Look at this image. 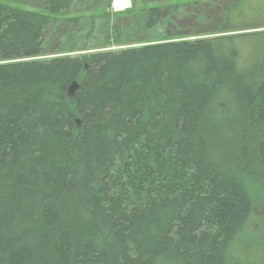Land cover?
<instances>
[{
    "label": "trees",
    "instance_id": "obj_1",
    "mask_svg": "<svg viewBox=\"0 0 264 264\" xmlns=\"http://www.w3.org/2000/svg\"><path fill=\"white\" fill-rule=\"evenodd\" d=\"M22 1L0 0V264H227L264 190V52L239 48L264 21L229 29L233 0L208 38L169 30L201 0L114 25L89 8L110 0ZM84 7L99 29L52 18Z\"/></svg>",
    "mask_w": 264,
    "mask_h": 264
},
{
    "label": "rangeland",
    "instance_id": "obj_2",
    "mask_svg": "<svg viewBox=\"0 0 264 264\" xmlns=\"http://www.w3.org/2000/svg\"><path fill=\"white\" fill-rule=\"evenodd\" d=\"M12 3H16L17 5L24 6L28 9H35L29 7L27 2L22 0H6ZM132 0L133 7L131 9L132 15L126 17L125 15L119 16H111L106 20H110L112 25L116 23H122L124 20H137L138 15L142 14V11L146 6L153 7L156 3H160L161 7H165L169 0ZM233 0H201L198 4H190V6L181 9L182 12H189L188 16L175 17L172 16V20L175 23V27H170L169 30H174L178 27L180 30H174L176 35H181L187 33L189 31H195L202 34H208V38L213 37L214 35L209 34L216 31L219 27L222 26L224 22L225 15L222 12V6H227L231 4ZM239 1L237 5L236 12L230 15L229 20L226 22V25L229 29H240L241 27L256 22L264 21V16L261 13L262 8L264 7V0H257L253 2H246V6L244 5V1ZM4 2V1H3ZM176 2H180L176 1ZM174 2V3H176ZM26 5V6H25ZM92 10L97 9V12H108V6L100 3L98 6L89 7ZM258 10V12H257ZM40 11V10H39ZM95 12V11H94ZM95 15L93 11L84 8H78L77 12L69 13L68 15H57L52 17L53 19L60 21L62 18L77 16L82 20H95L96 27L99 29L100 20L97 17H91ZM181 14V13H180ZM127 15V14H126ZM134 17V18H133ZM104 20V17H103ZM121 20V22H120ZM103 23H101L102 26ZM129 24L126 22V25ZM182 31V32H181ZM52 35V39L55 36L54 33L50 32ZM231 33L229 35H232ZM144 35L140 32L136 35V38L142 39ZM202 36L200 38H204ZM81 38V36L79 37ZM253 39H247L240 43L239 48L244 45V50L249 49L251 52H248L253 57H260L264 52V48L253 43ZM86 47L88 48L85 52L92 50L91 47L94 44L100 45L98 42H86ZM138 42L130 43L127 46H137ZM122 46H117L115 49H122ZM82 52H74V53H64L66 56L68 55H77ZM60 56V55H58ZM252 217L248 222V225L244 227V229L236 235L235 241L232 243L229 249L228 262L227 264H264V249L260 248L259 241H261V231L262 229V219L264 215V190L260 189L257 198L254 201V207L252 210Z\"/></svg>",
    "mask_w": 264,
    "mask_h": 264
},
{
    "label": "built area",
    "instance_id": "obj_3",
    "mask_svg": "<svg viewBox=\"0 0 264 264\" xmlns=\"http://www.w3.org/2000/svg\"><path fill=\"white\" fill-rule=\"evenodd\" d=\"M130 7V0H112L111 10L113 12H121Z\"/></svg>",
    "mask_w": 264,
    "mask_h": 264
}]
</instances>
